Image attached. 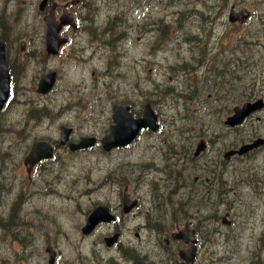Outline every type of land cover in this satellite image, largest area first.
Masks as SVG:
<instances>
[{
	"label": "flooded vegetation",
	"instance_id": "flooded-vegetation-1",
	"mask_svg": "<svg viewBox=\"0 0 264 264\" xmlns=\"http://www.w3.org/2000/svg\"><path fill=\"white\" fill-rule=\"evenodd\" d=\"M67 1L69 0H65ZM185 1L168 0V4L182 3L173 8L174 4H171L172 12L166 14L163 21L149 14V30L156 34L161 32V37L169 36V40H172L171 28L175 27L179 37L189 36L197 42L190 57L196 56L198 68L205 80H213L221 72H235L242 65H245L246 71L251 72L257 67L254 64L259 63L250 61L251 56L247 51L218 49L216 44L226 35L228 12L234 10L237 17L240 10L246 9L249 18H236L230 26L236 31L245 28V40L248 44L246 50L264 54V24L261 23L264 11L253 13L239 3L223 7L216 1ZM74 6L71 8L74 9ZM136 10L137 7L134 8ZM59 12L60 8L57 7L56 15ZM255 16L258 19L256 22ZM188 20H192V29L185 30L184 25ZM122 22L117 11L115 15H109L104 24H99L96 33L92 34L97 40L96 44H89L90 56L99 51L97 60H105V52H110L111 59L116 58V48L112 44L123 34ZM136 28L141 34L139 24H136ZM0 40L4 43L10 75L9 102L27 101V114L22 128H26L30 135L27 124L29 126L42 119H57L56 108L48 114L43 112L47 109L45 99L55 91L60 78L58 70L48 67L58 54L50 56L45 52L44 33H5L0 35ZM186 55L188 54L181 57ZM241 56L246 58L245 62L239 61ZM106 62L105 60L104 65ZM52 71L56 72L53 88L47 94L37 93L41 75ZM251 80L255 81L257 77H252ZM26 84H30L32 90ZM206 96L204 102L208 104L211 101L220 104L222 100L232 105L258 99L264 102V95L259 92L238 98L235 95H225L222 96L225 98L220 99L214 93H207ZM143 102L146 103L143 98L125 100L106 97L105 90L101 89L94 98H89V105L98 103L106 107L107 117L100 130L93 128L84 132L79 131L75 124L55 122L50 134L30 139L32 143L24 150V157L36 141L47 142L52 156L33 165L22 160L27 179H23L18 187L15 180L11 182L12 178L0 177V264H229L237 253V249L231 248V245L237 244L239 240V225H236L238 218L233 211L234 204L230 203L229 208H225L226 202L223 201H228L231 194L237 198L242 191L241 186L247 184L253 195H261L260 185L264 184V172L259 174L258 170L262 169H257L255 165L261 162L264 154V133L252 134V124L259 123L260 113L253 114L239 127H229L225 120L231 108L228 107L226 113L219 115L215 111L214 125L205 120L201 122L200 133L191 146L188 137L163 129L159 116V129L155 132L140 130L127 146L104 151L107 154L119 149L133 150L135 144L144 139V145L138 146L144 157L137 161L139 163L133 162L141 169L134 166L127 171L108 169L103 179V183L113 190L108 193V201L90 206L88 201L83 207L77 205L79 209L67 211L66 215H70V220L63 221V215H58L62 212L61 203L54 207L55 210L49 216L35 210L32 201L28 203L26 200L33 192L36 194L34 199L41 198L42 204H48L47 198L50 196L61 199L60 183L57 182L56 188L48 183L56 179H40L32 175L43 165L54 162L60 153L72 156L94 149L103 151L99 140L109 132L112 124L111 106H128L131 115L138 118L142 114ZM35 104L38 107L34 108ZM67 104L73 107L72 111L77 115L87 109L88 100L78 94L72 96ZM208 114L204 110V117ZM98 122L99 120L92 122L94 127ZM61 125L71 128L64 145L59 144ZM11 132H16V129ZM82 137H95L97 143L84 150L70 151L69 144L78 143ZM260 138H263L262 144L242 155L232 154L242 144ZM197 143L201 148L195 157L193 154ZM37 183L41 188L37 187ZM97 205L107 208L110 219L98 222L90 232L85 233L83 228L87 224L89 212ZM29 214L33 215L32 219ZM36 219H48V224L35 225ZM252 255L251 252H246L243 262L246 263L249 259L248 264H253ZM235 264L242 263L237 261Z\"/></svg>",
	"mask_w": 264,
	"mask_h": 264
},
{
	"label": "rangeland",
	"instance_id": "rangeland-1",
	"mask_svg": "<svg viewBox=\"0 0 264 264\" xmlns=\"http://www.w3.org/2000/svg\"><path fill=\"white\" fill-rule=\"evenodd\" d=\"M39 1L0 0V17L6 21L4 27L7 28V32L43 33V15H40L37 10ZM203 1H216L223 7L230 3H239L253 13L264 11V0H186L185 2ZM181 3H171L174 4L171 8ZM171 4H168V0H86L82 9L74 7L73 12L77 14L76 19L79 24L75 29H64L63 36L68 39L67 45L48 65L58 70L60 78L55 91L45 99L47 109L44 113L48 114L56 108L57 119L55 121L42 119L29 126L27 124L30 134L28 135L26 128H22L27 114L25 108L27 101L9 103L0 113V177L12 178L11 182L15 180L17 187L23 179H27L26 168L21 162L24 150L32 143V140L30 141L32 137L34 140L36 136L50 134L55 122L75 124L79 131L84 132H89L93 128L96 131L100 130L107 117L106 107L98 103L89 105V98H94L101 89L105 90L106 97L114 99L134 100L137 98L140 100L146 98L153 100L162 119V128L173 130L175 133L184 131L185 136V133H190L191 144L197 138V132L200 133L201 122L205 120L214 125V112L217 111V115L226 113L228 107L232 106L225 100H222L220 104L213 101L210 104L205 103L207 93H214L220 99L225 98L222 97L226 95L225 92L229 93V96L235 95L236 98L256 92L264 95V54L252 53L251 49L246 50L248 44L245 40V28L236 31L231 28L230 23L226 25L227 36L220 38L216 47L247 51L251 56L250 61L259 63L254 64L257 67L252 72L246 71L245 65H242L235 72L226 74L221 72L220 78L208 81L201 78L197 65L186 70L177 69L180 67L177 65L178 62L183 59L190 60V54L195 50L197 42L189 36L179 37L175 27L171 28L172 40H169V36L161 37V32L156 34L148 27L151 21L149 14L163 21L166 14L172 12ZM135 7H137L136 11H134ZM117 11L123 19L121 27L123 34L112 44V47L116 48V53L114 52L116 58L111 59L110 52H105L104 58L107 62L104 65V59L97 60L100 56L98 50L90 56L89 44H96L97 40L92 34L96 33L99 24H104L108 16L115 15ZM257 16L254 17L255 22L258 20ZM261 23H264V19ZM136 24H139L141 34L138 33ZM192 25V20H188L184 29L190 30ZM152 33L154 36H149ZM18 43L19 41L17 45ZM237 44L240 46L237 47ZM184 54L188 55L181 57ZM239 61L245 62L246 58L241 56ZM102 65L105 66L103 71ZM252 77L258 79L253 81ZM247 82L254 83V85H246ZM26 85L32 90L30 84ZM119 90L122 92L119 93ZM177 93L190 94V96H184L179 100ZM78 94L88 100V107L76 115L72 111L73 107L67 103L72 96ZM33 107L38 106L35 104ZM172 108H174V119H172ZM207 109L211 115L204 117L203 112ZM179 110L180 113L177 112ZM258 117L260 118L259 123L252 124V133L258 131L264 133V110ZM95 120L99 122L94 127L92 122ZM12 129H16V132H11ZM143 145L144 139H141L135 144L133 150L119 149L105 154L99 149H94L72 156L60 153L54 162L43 165L32 176L40 179H56L48 183L54 188L57 182L60 183L61 199L54 196L48 197L49 206L42 204L41 200L34 199L36 194L33 192L26 197V200L28 203L32 201L35 210L47 213L49 216L55 210L54 207L61 203L62 212L58 215H63V221L70 220V215H66L67 211L79 209L78 206L83 207L88 201L89 206L108 201V193L113 192L110 186L107 187L103 183L108 169L127 171L133 166L141 169L133 162L139 163L137 161L144 157L138 147ZM263 156L264 154H262L261 162L255 165L257 169H262L258 170L259 174L264 172ZM251 178L253 181V172ZM37 187L41 188V185L37 183ZM241 187L242 191L237 198L231 194L228 203L224 205L225 208H229L230 203H234L233 211L238 218L236 225H239L237 232L239 240L237 244L231 245V248L237 249V253L229 264H235L237 261L248 264L249 259L248 262H243L246 252L253 254L252 259L259 258L264 263V184L260 185V196L253 195L248 184ZM111 197L116 200L114 196ZM29 218L32 219L33 215L29 214ZM34 224L47 225L48 219L43 221L36 219Z\"/></svg>",
	"mask_w": 264,
	"mask_h": 264
},
{
	"label": "water",
	"instance_id": "water-1",
	"mask_svg": "<svg viewBox=\"0 0 264 264\" xmlns=\"http://www.w3.org/2000/svg\"><path fill=\"white\" fill-rule=\"evenodd\" d=\"M47 3V0H42L39 4V9L42 10ZM244 12H241L239 16L245 17ZM230 21H234V17L230 15ZM71 17L63 13L59 21H55L52 8L50 14L44 18L46 24V50L48 53L55 54L61 44L65 42V39L59 37V31L62 25L69 23ZM55 73L43 74L39 80L37 91L39 93H46L51 89L54 83ZM9 94V74L7 71L4 47L0 41V109L3 107ZM261 107L260 102L246 103L242 107H235L234 114L228 118L227 124L234 126L243 121L252 111ZM128 107L113 106V121L115 124L110 126V133L101 139L104 150H110L116 146H123L129 143L138 133L141 128H149L155 131L158 125L155 123L156 115L150 108V105H145L142 118L134 119L131 114L127 112ZM70 129L61 127V142L63 143L67 138ZM94 138L82 139L77 145L71 144V149L90 146L94 143ZM257 143L252 145L243 146L238 151L239 154L256 146ZM43 143H35L33 149L29 155L25 158V162L33 164L42 157H48L49 153L42 150ZM201 145L197 144L196 152L198 153ZM109 215L105 206L95 207L88 216L87 224L83 228V232H90L98 222L108 221Z\"/></svg>",
	"mask_w": 264,
	"mask_h": 264
},
{
	"label": "bare ground",
	"instance_id": "bare-ground-1",
	"mask_svg": "<svg viewBox=\"0 0 264 264\" xmlns=\"http://www.w3.org/2000/svg\"><path fill=\"white\" fill-rule=\"evenodd\" d=\"M202 1V0H201ZM90 14V13H89ZM212 23V22H211ZM90 24V23H89ZM119 48V47H118ZM116 53V52H115Z\"/></svg>",
	"mask_w": 264,
	"mask_h": 264
}]
</instances>
